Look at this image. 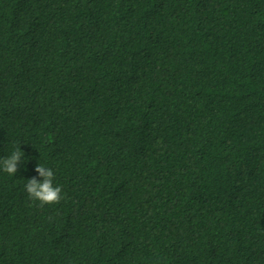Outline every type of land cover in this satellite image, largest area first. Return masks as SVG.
<instances>
[{
    "label": "trees",
    "instance_id": "16d2710c",
    "mask_svg": "<svg viewBox=\"0 0 264 264\" xmlns=\"http://www.w3.org/2000/svg\"><path fill=\"white\" fill-rule=\"evenodd\" d=\"M17 145L0 264H264V0H0Z\"/></svg>",
    "mask_w": 264,
    "mask_h": 264
},
{
    "label": "clouds",
    "instance_id": "9594fccd",
    "mask_svg": "<svg viewBox=\"0 0 264 264\" xmlns=\"http://www.w3.org/2000/svg\"><path fill=\"white\" fill-rule=\"evenodd\" d=\"M23 155L19 145H17L7 157L0 159V171L14 175ZM35 172L38 173L39 177H42V180H38L36 177L27 180L25 188L28 196L39 201L41 206L59 203L62 199V189L53 183V170L43 165H37Z\"/></svg>",
    "mask_w": 264,
    "mask_h": 264
}]
</instances>
